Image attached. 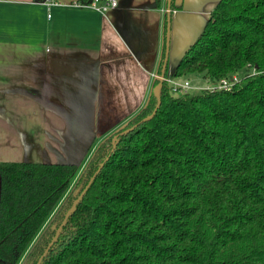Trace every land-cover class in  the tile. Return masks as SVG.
<instances>
[{"label":"trees","instance_id":"1","mask_svg":"<svg viewBox=\"0 0 264 264\" xmlns=\"http://www.w3.org/2000/svg\"><path fill=\"white\" fill-rule=\"evenodd\" d=\"M165 27L166 10L163 40ZM241 70L228 90L174 94L163 80L154 115L141 121L156 105L149 92L92 141L81 170L0 161V264H36L107 156L39 264H264V0H219L165 76L215 82Z\"/></svg>","mask_w":264,"mask_h":264},{"label":"crops","instance_id":"2","mask_svg":"<svg viewBox=\"0 0 264 264\" xmlns=\"http://www.w3.org/2000/svg\"><path fill=\"white\" fill-rule=\"evenodd\" d=\"M50 1L0 0L5 160H78L92 138L143 104L157 67L165 0H117L106 12ZM216 1L183 0L173 11L168 69Z\"/></svg>","mask_w":264,"mask_h":264},{"label":"water","instance_id":"3","mask_svg":"<svg viewBox=\"0 0 264 264\" xmlns=\"http://www.w3.org/2000/svg\"><path fill=\"white\" fill-rule=\"evenodd\" d=\"M45 1V0H43ZM219 0L216 1V3L218 2ZM166 2V27H165V32H164V40H163V35H162V42H161V51H160V54H159V58H158V62H157V66L159 64V61H160V57H161V52H162V47H164V53H163V59H162V63H161V68H160V72L157 74V67L155 69V72H154V76L152 77V81L157 78L158 79V82L156 85L152 86L151 87V84H150V88H149V91H148V94L149 92H151L155 97H156V105L154 107V109L152 110V112L150 114H148L147 116H145L144 118H142L141 121H146L148 119H150L154 113L156 112L158 106L160 105V92H161V87H162V83H163V76L165 75V71H166V68L168 70V65H169V58H170V51H171V27H172V19H173V11L171 13V0H165ZM215 3V4H216ZM175 4L176 5H179L181 4V8L183 7L182 4H183V0H175ZM214 4V5H215ZM118 6V1H117V5L115 7ZM115 7H109L107 8L106 10H104L105 12L108 10V9H112V8H115ZM103 11V12H104ZM208 17V16H207ZM207 21V19H206ZM206 21L203 25V27L201 28V30L204 28L205 24H206ZM201 30L196 34V36L187 44V46L185 48H183L178 60L175 62L174 64V67H170L171 69L168 70V73H171L173 72V70L175 69L178 61L181 59V57L184 55L185 51L187 50V48L195 41L197 35L201 32ZM147 94V96H148ZM147 98V97H146ZM146 101V100H145ZM144 101V102H145ZM143 102V104H144ZM142 104V105H143ZM136 111V110H135ZM134 111V112H135ZM130 116V115H129ZM128 116V117H129ZM124 124V123H123ZM123 124H121L120 126H117L118 128H121L123 127ZM116 127V129L114 131H116L118 128ZM135 127V125L133 126H130L128 128H124L123 130L117 132L116 134L113 135L112 137V147H111V150H113L118 142V139H117V136L118 135H122V134H126L128 133L130 130H132L133 128ZM94 140V138L91 139V141L87 144L86 148L84 149L82 155L79 157L78 160L76 161H59V162H43V163H60V164H74L76 166H80L84 163L86 157L88 156V150L92 144V141ZM108 159V156L105 158L104 161H106ZM0 161H8V160H0ZM9 161H12V160H9ZM104 161L101 162L98 166V168L96 169V171L92 174V176L90 177V179L88 180L87 184L83 187V189L79 192V188L76 190V192H79L77 197L73 200L70 208L65 212L64 214V217L61 221V223L59 225H57L56 222H53L51 224V229H55V232H54V235L53 237L51 238V240L49 241V243L47 244L45 250L43 251V253L41 254V256L39 257V259L37 260L36 264H39L42 257L45 256L49 250V248L51 247V245L57 240L61 230H62V227L65 225L66 223V220L67 218L73 213V211L75 210L76 208V205L77 203L80 201V199L82 198L83 194L85 193V191L87 190V188L89 187V185L91 184L93 178L95 177V175L98 173V171L102 168L103 164H104ZM17 162H25V161H17ZM26 162H38V161H26Z\"/></svg>","mask_w":264,"mask_h":264},{"label":"built area","instance_id":"4","mask_svg":"<svg viewBox=\"0 0 264 264\" xmlns=\"http://www.w3.org/2000/svg\"><path fill=\"white\" fill-rule=\"evenodd\" d=\"M47 1L48 0H45L44 2H47ZM50 3L53 4L56 2L51 0ZM74 5L75 6H88V7H91L101 12V11L106 10L109 7H115L117 5V0H89L86 3H82L77 0L74 3ZM47 17H50V14H48ZM255 72H256L255 68H252V70L250 71V73H255ZM164 79L170 85L171 89L176 92H181L182 89H189V88H195V89L207 88L210 90H213V89L228 90L234 85L235 82L239 81L238 73H234L229 77H223L215 82L208 83V85H205L203 87L192 86L190 85L189 81H184L183 83H181L174 77H166Z\"/></svg>","mask_w":264,"mask_h":264},{"label":"rangeland","instance_id":"5","mask_svg":"<svg viewBox=\"0 0 264 264\" xmlns=\"http://www.w3.org/2000/svg\"><path fill=\"white\" fill-rule=\"evenodd\" d=\"M165 5V4H164ZM165 9V8H164ZM178 10V9H177ZM173 11H175V10H173ZM171 69V68H170ZM170 69H168V70H170ZM252 70V69H251ZM256 70V69H255ZM238 73V77H239V80H240V78L242 77V75H244V73H245V71L244 70H241V71H239V72H237ZM166 77H168V76H163V80L164 81H166L164 78H166ZM174 78H176V77H174ZM179 82H181V83H183L184 81H189V83H190V85H192V86H194L195 84H198V83H201V85H208V83H212V82H208V81H206V80H204V79H202L201 77H200V75H192V76H188V77H186V76H179L178 78H176ZM191 80V81H190ZM236 83V82H235ZM234 83V84H235ZM199 88H197V89H195V88H189V89H182V91H188L190 94H196V93H198L199 92ZM181 91V92H182ZM174 94H177L178 92H176V91H174L173 92ZM134 113V112H133ZM132 113V114H133ZM131 115V114H130ZM126 118H128V117H126ZM126 118H124L123 120H121V122H119L120 124H122L124 121H125V119ZM120 124H118L117 126H119ZM117 126H115V127H113L112 128V126H110V128H112V129H110L109 128V130H106V131H104V132H102L101 134H100V136H98L97 138H94V140L97 142L98 141V139L99 138H101L102 136H104V135H106L108 132H110V131H112V130H114ZM96 142L95 143H93V145H92V147H90L89 148V150H88V156H89V154H90V152H92V150H93V148L95 147V144H96ZM5 156H3V157H1L0 158V160H5L6 159V157H9V155L10 154H4ZM88 156L86 157V159H85V163H86V161L88 160ZM84 163V164H85ZM83 164V165H84ZM83 165H81V167H80V170L82 169V167H83Z\"/></svg>","mask_w":264,"mask_h":264},{"label":"flooded vegetation","instance_id":"6","mask_svg":"<svg viewBox=\"0 0 264 264\" xmlns=\"http://www.w3.org/2000/svg\"><path fill=\"white\" fill-rule=\"evenodd\" d=\"M99 139H100V138H99ZM99 139H98V140H99ZM90 153H91V152H90ZM89 155H90V154H89Z\"/></svg>","mask_w":264,"mask_h":264}]
</instances>
